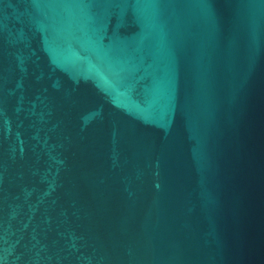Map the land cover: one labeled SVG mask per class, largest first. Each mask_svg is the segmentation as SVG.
Segmentation results:
<instances>
[{
	"label": "water",
	"instance_id": "obj_1",
	"mask_svg": "<svg viewBox=\"0 0 264 264\" xmlns=\"http://www.w3.org/2000/svg\"><path fill=\"white\" fill-rule=\"evenodd\" d=\"M0 264H264V0H0Z\"/></svg>",
	"mask_w": 264,
	"mask_h": 264
}]
</instances>
